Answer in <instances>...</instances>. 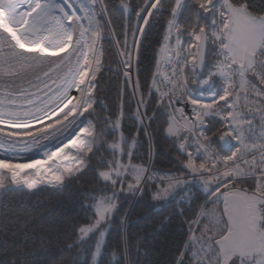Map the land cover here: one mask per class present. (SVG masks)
<instances>
[{"label": "snow or ice", "instance_id": "snow-or-ice-1", "mask_svg": "<svg viewBox=\"0 0 264 264\" xmlns=\"http://www.w3.org/2000/svg\"><path fill=\"white\" fill-rule=\"evenodd\" d=\"M154 23L162 34L142 83L140 50ZM105 69L123 77L114 110L100 96ZM125 96L135 134L124 131ZM161 116L172 167L133 165L140 133L151 144ZM73 181L85 223L67 222L66 255L54 264H100L111 226H127L130 196L172 202L186 190V207H173L188 226L175 264H264V6L0 0V191ZM196 185L204 203L192 207ZM28 239L4 264H48L34 258L47 249ZM131 247L122 234L116 264H138Z\"/></svg>", "mask_w": 264, "mask_h": 264}, {"label": "trees", "instance_id": "trees-1", "mask_svg": "<svg viewBox=\"0 0 264 264\" xmlns=\"http://www.w3.org/2000/svg\"><path fill=\"white\" fill-rule=\"evenodd\" d=\"M110 5H118L120 0H108ZM256 9L264 6V0H250ZM120 15L115 14L116 18ZM162 28L159 23H154L149 27L147 39L143 41L141 47V78L154 64L153 56L155 50L159 48L157 40L160 39ZM131 36H129V43ZM109 45L106 43L105 47ZM110 62V61H109ZM135 65V60H133ZM114 67V65H113ZM135 72V68H134ZM119 87H123V77L115 73H109L105 69L103 77V88L100 92L102 103L105 109H113L116 103V95ZM130 91V89H129ZM207 94V93H206ZM125 99V119L124 131L132 134L136 133L135 120L130 117L131 109ZM132 107H135L134 101ZM98 112L101 110L98 108ZM103 115V113H101ZM164 119L161 116L155 121L152 132L151 144L143 133H140V144L137 145L131 159L133 165L145 164L149 167L154 161L157 168L167 169L172 167L169 163V153L172 151L170 143L165 140L163 132L159 130V125ZM219 147V145H217ZM151 148V159H149V149ZM125 162L128 158L125 157ZM89 187H91L89 185ZM82 184L69 182L67 186L54 190L53 186H41L38 190L25 191H3L0 195V226L7 224L8 227L0 231V264L11 261L14 254L24 248L25 240L31 247L36 241L35 248H46V252H40L34 258L38 261H47L48 264L59 262L61 256L66 255L58 251L62 243L66 241L67 222L83 224V211L80 208V200L83 195ZM191 195L198 197L192 207L204 203V194L197 185L191 190ZM186 190L176 197V201L159 202L152 199V193L145 194L142 198L139 194L130 196L124 203V211L120 216L126 218L127 226L122 232L117 228L119 220L112 226L108 233V247L104 249V255L99 258L100 264H116L120 256L113 257V252L119 251V240L122 234L126 233L131 249L128 252L130 259H136L138 264H175L179 255L177 248L188 237V226L182 223L187 217H177L173 212L176 207L185 208V204H179L182 197H188ZM208 204L207 206H210ZM125 213H127L125 217ZM191 210H188L190 216ZM73 217L79 219L73 221ZM44 237L45 243L38 239ZM86 256V254H85Z\"/></svg>", "mask_w": 264, "mask_h": 264}, {"label": "rangeland", "instance_id": "rangeland-1", "mask_svg": "<svg viewBox=\"0 0 264 264\" xmlns=\"http://www.w3.org/2000/svg\"><path fill=\"white\" fill-rule=\"evenodd\" d=\"M243 102H245L244 100H243V98H241V103H243ZM41 186H51V185H47V184H42ZM40 186V187H41ZM199 188H200V186L199 185H197ZM203 191V190H202ZM3 191H0V195H1V193H2ZM208 207V209H213L215 206L213 205V204H211L210 206H207Z\"/></svg>", "mask_w": 264, "mask_h": 264}, {"label": "built area", "instance_id": "built-area-1", "mask_svg": "<svg viewBox=\"0 0 264 264\" xmlns=\"http://www.w3.org/2000/svg\"><path fill=\"white\" fill-rule=\"evenodd\" d=\"M161 70L163 71L164 69H163V65L161 66ZM243 103H245V102H243ZM242 103V104H243ZM245 110H247V109H245ZM257 123H259V121H257Z\"/></svg>", "mask_w": 264, "mask_h": 264}, {"label": "water", "instance_id": "water-1", "mask_svg": "<svg viewBox=\"0 0 264 264\" xmlns=\"http://www.w3.org/2000/svg\"><path fill=\"white\" fill-rule=\"evenodd\" d=\"M225 148H227V145H225Z\"/></svg>", "mask_w": 264, "mask_h": 264}]
</instances>
